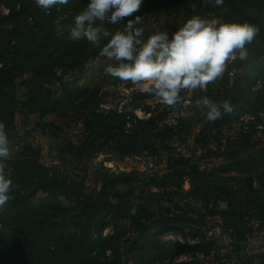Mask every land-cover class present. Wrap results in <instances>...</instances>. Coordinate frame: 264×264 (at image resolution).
Wrapping results in <instances>:
<instances>
[{"label":"trees","instance_id":"16d2710c","mask_svg":"<svg viewBox=\"0 0 264 264\" xmlns=\"http://www.w3.org/2000/svg\"><path fill=\"white\" fill-rule=\"evenodd\" d=\"M89 2L69 0L46 14L35 0H0V7L7 9L0 14V122L11 142L13 157L6 162V172L14 185V200L0 212V264H101L103 258L102 264H196L174 262L190 248L164 243L161 237L173 233L198 238L196 228L207 220H217L233 245L244 244L256 230L264 231V123L259 117L264 111V0H224L222 6L205 0H142L133 16L101 25L114 34L135 16L146 20L154 12L170 10L185 22L202 12L224 22L259 26V34L246 46L248 59L232 61L231 77L225 74L204 91L213 101H230L232 114L211 123L191 105L169 109L140 91L132 96L136 107L149 100L155 103L153 108L146 105L145 118L133 111H100L110 93L75 86L56 99L47 94L37 101L40 118L78 101L81 130L75 142L59 145V166L43 164L39 146L15 143L12 116L17 107L29 105L17 97L18 77L56 79L61 84L63 76L90 59L106 60L99 53L110 37L102 36L97 45L51 29L61 17L74 25ZM24 20L32 24L28 31L20 30ZM186 110L196 111L194 123L185 118ZM242 114L252 119L244 122ZM136 141L144 144L155 164L164 165L161 174L89 171L87 161L97 155L122 159ZM217 160L218 165L207 164ZM73 165L77 174L65 168ZM192 249L211 257L210 264H226L214 242L197 240ZM253 264H264V256Z\"/></svg>","mask_w":264,"mask_h":264},{"label":"clouds","instance_id":"9594fccd","mask_svg":"<svg viewBox=\"0 0 264 264\" xmlns=\"http://www.w3.org/2000/svg\"><path fill=\"white\" fill-rule=\"evenodd\" d=\"M222 6L224 0H205ZM36 5L46 14L58 5H67L69 0H35ZM142 6V0H90L87 7L74 18L70 38L79 41L86 38L92 44H99L101 37H110L99 55L108 62L105 73L124 83L130 82L141 93L154 96L169 109L178 105H188L182 93H195L205 90L209 84L221 79L232 61L248 59L247 45L251 44L260 32L257 25L224 22L220 19H206L200 15L191 18L172 33L158 32L144 39L141 25L143 18L129 19L123 31L110 33L101 25L107 21L119 24L126 17L133 16ZM193 12L197 5H190ZM100 24H97V22ZM194 107L203 112L207 121L215 123L234 112L230 101H213L202 96ZM195 115L185 111V118ZM11 142L4 122H0V212L6 209L14 188L7 161L13 157ZM133 207L130 212L136 214ZM184 259L180 255L177 260Z\"/></svg>","mask_w":264,"mask_h":264},{"label":"rangeland","instance_id":"374dc122","mask_svg":"<svg viewBox=\"0 0 264 264\" xmlns=\"http://www.w3.org/2000/svg\"><path fill=\"white\" fill-rule=\"evenodd\" d=\"M7 9L0 7V14H6ZM202 18L206 19H218L215 16L199 12ZM185 21L181 18H177L170 10H164L154 12L147 16L146 20H143L141 25L144 30V39L146 40L150 35L158 32H167L169 38L172 33L177 31L183 26ZM74 25L65 21V18H58L51 26L56 28L57 31H69ZM32 27L29 20L20 22V30L28 31ZM107 61H101L97 58H92L87 61L81 68H78L75 72H69L63 76V83H59L56 79H37L34 80L31 75H23L15 80V85L18 93V99L23 102L28 101L29 105L17 107L12 116L13 129L12 134L15 136V143L22 145L23 143H31L41 148V160L42 163L48 167L54 165L59 166L58 162V148L64 141H76V137L81 130V118L82 113L79 110H75L78 101L68 105L62 109L53 110L51 113L40 118L39 110L42 108L41 101L37 102L40 98L45 97L47 94L51 99H56L59 95H66L65 93L72 92L76 86L80 90L85 89H99L101 92L110 93L104 99H102L100 111L106 109H113L122 112L133 111L138 117L145 118L148 116L145 114L146 105L154 106V101L149 100L147 103L134 104L132 96L138 92V88L132 85L130 82L124 83L118 79H110L108 74L105 73V67ZM60 72V69L58 70ZM56 73V76H60V73ZM232 62L229 64L226 75L231 77L232 75ZM224 74V75H225ZM205 90H197L195 93H182L185 97V103L191 107H194L195 101L204 96ZM76 92L72 93L75 96ZM67 98L63 100L65 104ZM184 106V105H181ZM194 109H196L194 107ZM196 114V111H193ZM199 114H203L197 109ZM198 117V116H197ZM260 120L264 123V111L259 113ZM250 114L240 115V120H251ZM195 122V118H191V123ZM43 123H52L54 127L42 128ZM264 143V140H263ZM187 144H192V139H188ZM181 148V147H180ZM182 150L185 148H181ZM220 161H212L207 163L210 167L218 165ZM89 171L98 170L99 173L103 172V169H109L113 173H127L130 171L136 172L142 176H151L161 174L164 165L155 164L148 156V151L144 147V144L140 142H132L126 149L125 157L115 161H111L110 156L97 155L91 160L87 161ZM67 170L78 173V168L75 166H66ZM95 179L94 177H91ZM187 188V186L185 187ZM217 220H207V223L197 229L198 238H190V236H177L173 233H166L161 237L164 243H180L187 245L190 249L179 254L174 262H189L195 261L196 264H210L211 257H204L199 252L192 249L194 242L204 239L205 241L214 242L217 248L221 249L220 255L226 264H253L256 263L260 257L264 256V231L256 230L248 240L241 245H233L229 241L228 237L223 235L217 226ZM110 228L104 230L103 234H108ZM184 255V259L178 261L177 258L180 255ZM109 253L107 252V256ZM101 264L104 263V258L101 260ZM252 261V262H250Z\"/></svg>","mask_w":264,"mask_h":264}]
</instances>
